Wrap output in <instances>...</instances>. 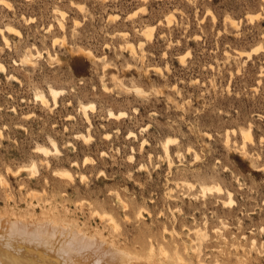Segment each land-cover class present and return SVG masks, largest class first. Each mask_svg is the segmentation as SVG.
<instances>
[{
    "label": "rangeland",
    "instance_id": "1",
    "mask_svg": "<svg viewBox=\"0 0 264 264\" xmlns=\"http://www.w3.org/2000/svg\"><path fill=\"white\" fill-rule=\"evenodd\" d=\"M0 28V218L64 215L129 264H264V0H0Z\"/></svg>",
    "mask_w": 264,
    "mask_h": 264
},
{
    "label": "bare ground",
    "instance_id": "2",
    "mask_svg": "<svg viewBox=\"0 0 264 264\" xmlns=\"http://www.w3.org/2000/svg\"><path fill=\"white\" fill-rule=\"evenodd\" d=\"M8 4H7V6H8ZM54 10H55V8H54ZM62 15H64V14H62ZM60 23H62V22L60 21L58 23L61 26ZM5 26H6V29H8L10 32L13 30L11 28V25L10 26L5 25ZM145 28H147V27H145ZM144 33L146 35H150V33H151L150 29L145 30ZM3 37H4L5 41L8 40L5 36H3ZM36 52H37V50H36ZM36 52L34 54H37ZM29 54H30V50H29ZM29 54L25 55V57L23 59L24 61H31L30 55H33V54H30V55ZM49 56H51V55H49ZM2 67H4V66L0 63V69ZM61 90L62 89L55 88L52 86L49 87V92L51 94L52 99H54V101H55L57 95L60 94ZM133 90H134V92L141 94V95L146 94V91L140 86H136V85L133 86ZM36 97L40 99L42 104L46 105L48 103V98L44 94V92L39 91L38 93H36ZM80 103H81L80 107L83 109L86 107L89 108L90 106L93 107L92 103L91 104H89V103L85 104L82 102H80ZM109 114L112 117L116 116V117L120 118L121 116L124 115V111L123 112L117 111V113H116L112 110H109ZM244 132L246 133L247 131L244 130ZM247 135H250V134L247 132ZM247 135L243 136L245 138V140L250 137V136H248V138H246ZM81 136L86 140L90 136V134L89 133H87L85 135L82 134ZM170 141H172V140L169 139L167 141V143ZM52 144H53V146H55V149H56V144L53 140H52ZM164 147H165V151H164L165 155L166 156H168V154L170 155V153H168L167 144H165ZM38 149L43 151V153L48 152V150L43 148V147H39ZM55 151L57 152V149ZM32 163H33V161H32ZM33 164H30V166ZM31 169L33 170V166L31 167ZM29 171H30V169H29ZM67 172H64V173L67 176L68 175L70 176L69 172L68 173ZM29 174H31V173H29ZM201 187H202L201 189H203V192L207 191V190H209V191H215V190L221 191V187L219 185L201 184ZM229 195H230V192H229ZM228 202L230 204V202H232V200L224 201V204L228 203ZM112 203H113V201H112ZM98 214L99 213L97 212V215ZM136 214L138 215L139 212H137ZM101 215L107 216L109 218V220L113 221L112 215H110L108 212H102V214H100V216ZM4 217H5V215H4ZM56 218L57 219H53V218L49 217V218H45L46 219L45 221L41 220L42 222H34V221L31 222L30 221L28 223H19V222H16L15 220H11L10 217L9 218L5 217V219L0 218V264H129L130 262L137 259L136 254L130 250L123 251L124 250L123 249L122 251H117L116 249H118V247L114 249L113 246L112 247L108 246V244H107L108 242L107 243H105V242L101 243L100 239L95 235L96 232L94 230L92 231V229L89 230L87 228H86L87 230L83 229V226L80 225L78 222L72 221L70 219H69L70 220L69 221L68 218L64 215H61L60 217H56ZM55 224H58V226H56ZM85 232L92 235V237H90L87 242L81 241L80 237H79V233L83 234ZM251 240L253 241L252 237H251ZM252 241H251V243H252ZM96 242H97V244L95 245ZM112 243L113 242L111 240V244ZM113 244L115 245V243H113ZM154 264H158V263H154Z\"/></svg>",
    "mask_w": 264,
    "mask_h": 264
}]
</instances>
